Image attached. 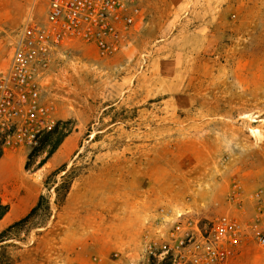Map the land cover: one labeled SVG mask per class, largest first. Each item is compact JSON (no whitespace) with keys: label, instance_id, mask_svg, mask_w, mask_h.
<instances>
[{"label":"rangeland","instance_id":"rangeland-1","mask_svg":"<svg viewBox=\"0 0 264 264\" xmlns=\"http://www.w3.org/2000/svg\"><path fill=\"white\" fill-rule=\"evenodd\" d=\"M138 1L143 19L120 51L80 45L55 57L44 97L59 130H71L57 152L43 166L41 143L5 155L14 178L0 175L10 206L0 231L41 194L53 201L50 173L86 165L48 225L20 232L15 264L137 256L161 207L255 215L251 200L231 209L227 197L236 183L245 196L264 188V0ZM45 12L40 0H0V74L18 29ZM229 264H264V253L248 243Z\"/></svg>","mask_w":264,"mask_h":264},{"label":"built area","instance_id":"built-area-1","mask_svg":"<svg viewBox=\"0 0 264 264\" xmlns=\"http://www.w3.org/2000/svg\"><path fill=\"white\" fill-rule=\"evenodd\" d=\"M40 1L44 19L25 20L0 74V160L7 151L36 148L55 128L43 85L58 54L88 45L101 57L112 56L143 19L138 0ZM246 199L255 204L249 221L230 210L209 218L188 206L161 207L148 222L141 252H115L112 264H229L248 243L264 253V188L245 196L236 183L227 197L231 209ZM91 264H103V258L94 255Z\"/></svg>","mask_w":264,"mask_h":264},{"label":"trees","instance_id":"trees-1","mask_svg":"<svg viewBox=\"0 0 264 264\" xmlns=\"http://www.w3.org/2000/svg\"><path fill=\"white\" fill-rule=\"evenodd\" d=\"M64 124L67 123L65 122ZM70 133L71 130L67 129L60 131L57 125L54 129L44 134L40 143L42 144V149L48 147V150L47 155L40 162L41 166L45 165L57 152ZM26 168H29L28 163ZM84 168H86V165H73L71 168H68V164H64L47 176L44 181L45 185L48 187L50 183H53V187H55L53 201L52 195L41 194L37 203L23 218L11 223L0 231V264H15L18 261L19 257L14 255L11 249L20 247L17 243L18 240L26 241L25 237H21L20 232L34 226H47L53 213L52 203L58 208L65 205L74 181L82 174ZM58 176H60V179H58ZM9 211L10 206L4 204L0 198V220H2Z\"/></svg>","mask_w":264,"mask_h":264},{"label":"crops","instance_id":"crops-1","mask_svg":"<svg viewBox=\"0 0 264 264\" xmlns=\"http://www.w3.org/2000/svg\"><path fill=\"white\" fill-rule=\"evenodd\" d=\"M4 158L0 160V175L3 178L12 179L14 178V171L12 169V164L14 162L11 158H6L5 156Z\"/></svg>","mask_w":264,"mask_h":264},{"label":"water","instance_id":"water-1","mask_svg":"<svg viewBox=\"0 0 264 264\" xmlns=\"http://www.w3.org/2000/svg\"><path fill=\"white\" fill-rule=\"evenodd\" d=\"M77 155H78V154L75 155L74 159L77 157ZM65 172H66V171H65ZM65 172H64V173H65Z\"/></svg>","mask_w":264,"mask_h":264}]
</instances>
